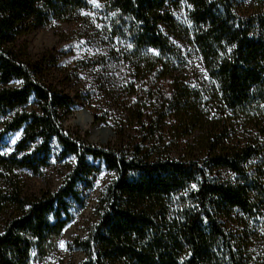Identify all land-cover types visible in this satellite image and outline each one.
Returning a JSON list of instances; mask_svg holds the SVG:
<instances>
[{"label":"trees","instance_id":"16d2710c","mask_svg":"<svg viewBox=\"0 0 264 264\" xmlns=\"http://www.w3.org/2000/svg\"><path fill=\"white\" fill-rule=\"evenodd\" d=\"M105 1L127 24L122 35L134 47L135 67L143 61L154 66L155 61L164 74L179 58V50L161 29L170 21L166 4H189L191 38L212 95L232 120L221 115L215 126L203 124L202 158L154 149V117L143 111L135 119L147 146L136 144L129 154L71 138L58 125L71 97L46 84L38 63L19 60L12 45L31 26L72 19L88 7V0H0V137L18 129L23 134L12 154L0 156V264H34L56 250L72 218L70 203L84 205L77 183L90 184L99 171L88 156L113 177L97 197L95 218L86 232L73 238L72 247L84 253L75 264H263L254 261L249 238L251 224L264 219V140L259 142L258 135L244 127L243 140L233 143L235 128L227 127L243 120L264 127L262 18L238 17L230 0ZM172 84L167 105L171 117L188 126L197 124L195 102L201 95L187 85ZM32 104L36 107L30 109ZM51 141L60 156L73 155L75 165L56 190L23 193L15 170L40 173ZM33 142L37 147L30 149ZM220 169L233 176H217Z\"/></svg>","mask_w":264,"mask_h":264},{"label":"rangeland","instance_id":"374dc122","mask_svg":"<svg viewBox=\"0 0 264 264\" xmlns=\"http://www.w3.org/2000/svg\"><path fill=\"white\" fill-rule=\"evenodd\" d=\"M230 3L238 17L262 18L264 23V0H230ZM165 10L170 21L162 24L161 29L179 50L178 62L170 68V74H164L163 67L155 61L154 66L143 61L139 68L135 67L134 47L122 35L127 24L119 21L118 11L111 10L105 0H88V7L79 9L72 19H51L45 24L31 26L17 37L12 45L17 58L38 63L42 80L72 99L58 119L64 133L89 146H107L129 154L136 144L147 146L143 142L144 129L135 119V115L143 111L145 116L154 117V149H163L172 156H204L199 147V140L206 133L203 124L213 127L221 115L227 120H232V116L227 111L222 112L213 97L210 78L192 41V7L180 1L176 5L166 4ZM255 25L260 28L256 21ZM173 82L187 85L201 95L195 102L197 124L188 126L187 122L171 117L167 105ZM31 107L36 106L32 104ZM243 121L235 127L227 124L229 129L235 128L230 135L231 141L243 140L246 127L262 142L264 127H252L247 120ZM217 133L218 130L213 136ZM22 135V129L1 134L0 156L12 154ZM36 147L37 142H33L30 149ZM50 147L49 159L40 173L25 168L15 170L23 193L37 194L45 188L56 190L75 165L73 155H59L54 141ZM87 161L99 167V171L90 184L77 183L84 205L70 203L72 218L66 223L56 250L34 264H75L84 259V253L72 247L73 238L86 232L87 225L95 218L97 197L113 177L100 161L90 156ZM216 175L233 176L225 169H220ZM2 218L0 212V228ZM251 226L249 240L253 259L264 264V219ZM66 229L70 230L68 235Z\"/></svg>","mask_w":264,"mask_h":264},{"label":"bare ground","instance_id":"6f19581e","mask_svg":"<svg viewBox=\"0 0 264 264\" xmlns=\"http://www.w3.org/2000/svg\"><path fill=\"white\" fill-rule=\"evenodd\" d=\"M69 232H70V230L69 229H66V231H65L66 235H68Z\"/></svg>","mask_w":264,"mask_h":264},{"label":"snow or ice","instance_id":"6c2138e0","mask_svg":"<svg viewBox=\"0 0 264 264\" xmlns=\"http://www.w3.org/2000/svg\"><path fill=\"white\" fill-rule=\"evenodd\" d=\"M61 246H63V245H61Z\"/></svg>","mask_w":264,"mask_h":264}]
</instances>
